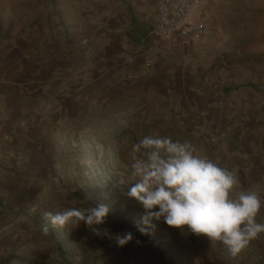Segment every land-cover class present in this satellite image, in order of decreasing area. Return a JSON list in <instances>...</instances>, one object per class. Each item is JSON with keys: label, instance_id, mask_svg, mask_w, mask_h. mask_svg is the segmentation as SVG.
<instances>
[{"label": "crops", "instance_id": "crops-1", "mask_svg": "<svg viewBox=\"0 0 264 264\" xmlns=\"http://www.w3.org/2000/svg\"><path fill=\"white\" fill-rule=\"evenodd\" d=\"M159 1L102 0L100 16L79 11L70 20L83 44L75 57L64 35L49 36L51 18L27 29L15 16L0 28V264H264V234L233 258L219 242L162 218L141 232L147 212L139 201L136 210L114 208L100 225L70 222L45 232L39 214L56 209L44 211L38 177L27 184L11 164L22 161L24 144L44 147L32 131L69 126L90 100L100 109L110 102L127 107L124 118L143 111V131L190 142L236 173L237 191L264 198V0H207L211 34L178 50L153 34ZM27 156L35 170L37 157ZM257 220L264 222V207ZM126 232L133 239L119 246L116 237Z\"/></svg>", "mask_w": 264, "mask_h": 264}, {"label": "rangeland", "instance_id": "rangeland-1", "mask_svg": "<svg viewBox=\"0 0 264 264\" xmlns=\"http://www.w3.org/2000/svg\"><path fill=\"white\" fill-rule=\"evenodd\" d=\"M101 3L102 0H0V28L15 16L22 20L27 29L43 22L49 25L46 18H51L53 24L52 27L48 26L49 36L57 40L64 35L70 46V57H75L74 51L83 44L75 35L70 20L77 17L79 11L81 14L85 11L96 12L100 16ZM109 88V80H106L102 90ZM150 89L149 93L155 90ZM137 92L141 94L145 90L139 88ZM97 104L90 100L71 113L67 127L49 126L40 132L32 131L28 134L30 139L39 140L44 147L33 149L30 141L24 146L28 144L31 150L24 147L18 150L22 154V161L15 159V163L11 162L14 167H19L27 184V177H38V203L45 208L44 211L52 207L56 212H61L72 207L106 205L109 213L105 220H108L112 214H117L113 211L116 207L119 210H125L127 206L135 210L138 207V201L127 195L133 183L127 180L131 172L129 150L133 143L144 136L160 134L142 130L148 119L143 111L134 110L128 118H124L127 112L124 104L117 107L113 103L103 102L101 109ZM150 111L153 117L159 113V109L152 108ZM169 134L175 135V138L178 135ZM10 137L11 134H8L6 138ZM30 151L38 160L35 170L34 161L29 164L27 153ZM5 169L12 171L13 168L9 165Z\"/></svg>", "mask_w": 264, "mask_h": 264}, {"label": "clouds", "instance_id": "clouds-1", "mask_svg": "<svg viewBox=\"0 0 264 264\" xmlns=\"http://www.w3.org/2000/svg\"><path fill=\"white\" fill-rule=\"evenodd\" d=\"M131 184L127 195L145 208L138 228L146 232L153 219L211 242H219L230 257H237L249 243L264 234V222L257 217L264 198L252 190H239L235 172L197 152L190 142L170 136L147 135L129 150ZM106 205L62 212H45L43 231L70 222L87 226L104 223ZM142 225V226H141ZM133 239L131 232L116 237L119 246Z\"/></svg>", "mask_w": 264, "mask_h": 264}, {"label": "built area", "instance_id": "built-area-1", "mask_svg": "<svg viewBox=\"0 0 264 264\" xmlns=\"http://www.w3.org/2000/svg\"><path fill=\"white\" fill-rule=\"evenodd\" d=\"M207 0H160L153 34L173 50L205 40L210 34L204 6Z\"/></svg>", "mask_w": 264, "mask_h": 264}]
</instances>
